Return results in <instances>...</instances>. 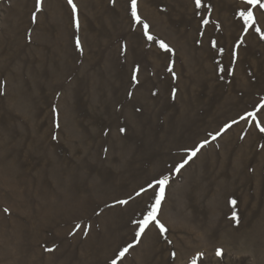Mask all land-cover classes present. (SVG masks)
Here are the masks:
<instances>
[{"label": "rangeland", "instance_id": "obj_1", "mask_svg": "<svg viewBox=\"0 0 264 264\" xmlns=\"http://www.w3.org/2000/svg\"><path fill=\"white\" fill-rule=\"evenodd\" d=\"M72 2L0 0V264H264V0Z\"/></svg>", "mask_w": 264, "mask_h": 264}, {"label": "snow or ice", "instance_id": "obj_2", "mask_svg": "<svg viewBox=\"0 0 264 264\" xmlns=\"http://www.w3.org/2000/svg\"><path fill=\"white\" fill-rule=\"evenodd\" d=\"M41 2H42V0H37V5L39 6ZM194 2H195V6H196L197 8L201 7V2H202V0H194ZM247 2H248L249 4H252V3H256V2H258V0H247ZM68 3L72 6L73 11L75 12V11H76V5L73 4L72 0H68ZM261 7H264V4H261ZM131 11H132V16L136 19L137 23H141L140 17L137 15V0H131ZM240 15L244 18V20H245L246 23L249 22V21H251V20H252V16H253V14H252L251 11H248L247 13H245V12L242 11V12L240 13ZM148 27H149V26H148L146 23L143 24V28H144L145 30H147ZM148 39L151 40V39H153V37H152V36H149ZM77 44L79 45V41H77ZM160 46H161L162 48L168 50V51H171V49H169L168 46H167L166 44H164L162 41L160 42ZM214 46H215V45H214ZM221 51H222V49H221ZM133 78L135 79V77H133ZM226 127H230V125H229V126H226ZM260 130H261L262 132H264V127H262ZM121 131H123V129H122ZM213 138H215V137H213ZM205 143H206V142H205ZM202 147H204V143H202V144H200L199 146H197V147L193 148L192 150H190V155H189L188 159H191L192 157H194V156L199 152V150H200ZM187 162H188V160H184L182 163H180L179 165L176 166V169H175V170H176L177 172H179V170H180L181 168H183L184 165H185ZM154 183H155V185H159V187H160L159 196H158V198H157V200H156V204H155L153 210H152L151 212H149V214H148V218L145 219V220H143V221H141V222H139L140 232L137 233V235H140L141 233H143V231H144V230L148 227V225H149L150 223H152V222H155V224L160 228V231H161V232H164V231L166 230V229L164 228V226H163L162 224H160V222H159L158 220H156V212H157V210H158V208H159V205H160V201H161V199H163L164 186L168 183V177L165 176V177H163V178H159V179H157ZM153 186H154L153 184H149V187H150V188L153 187ZM142 191H145V190L142 189ZM138 195H139V193H138ZM120 203H122V204H126L127 201H120ZM231 203H232L233 205H235L236 201L233 200V201H231ZM5 211H7V210H5ZM129 247H131V246H129ZM127 251H128V248H125V249L120 253V255L123 256L124 253H126ZM220 254H221V253H220V250H218V251H217V255L219 256ZM113 264H115V261L113 262ZM193 264H196L195 260L193 261Z\"/></svg>", "mask_w": 264, "mask_h": 264}]
</instances>
